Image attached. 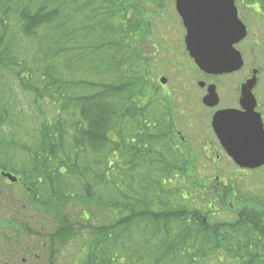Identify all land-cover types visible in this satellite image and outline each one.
<instances>
[{
    "label": "trees",
    "instance_id": "16d2710c",
    "mask_svg": "<svg viewBox=\"0 0 264 264\" xmlns=\"http://www.w3.org/2000/svg\"><path fill=\"white\" fill-rule=\"evenodd\" d=\"M137 3L0 0V172L21 180L9 246L36 233L29 206L50 224L48 264L69 244L73 262L87 247L77 264H264L263 198L233 210L227 193L237 216L214 218L217 195L204 213L176 177L169 109L133 46Z\"/></svg>",
    "mask_w": 264,
    "mask_h": 264
},
{
    "label": "rangeland",
    "instance_id": "374dc122",
    "mask_svg": "<svg viewBox=\"0 0 264 264\" xmlns=\"http://www.w3.org/2000/svg\"><path fill=\"white\" fill-rule=\"evenodd\" d=\"M128 4L131 5L129 2ZM137 5L142 11L137 17L141 35H135L133 37V46L142 60V63L138 62V64L142 65L143 69H147L146 79L150 92L154 97L160 99L166 108L169 109V126L174 131V141L171 144L181 149L182 154L179 156L180 167L177 170L179 173L176 177H185L184 186L190 190L193 189L194 197L196 198L194 200L196 202L195 205L201 209L203 208L204 213H207L205 205H207L206 201H208V196L214 193L217 195L215 199L212 196L210 197L212 199V205L214 204L217 207V211L213 217L223 220L235 219L237 216L236 213L231 212L228 208L222 209L220 207L223 203V197L225 194L231 193L230 196L227 195L228 200L226 202L227 206L232 205L230 209L233 210L239 207L240 198L256 195L264 199V175H258V177H213L218 171L213 166L209 165L204 167L202 165L201 162L205 161L200 160V155L202 154L199 147L200 143L198 144L200 137L196 135L197 133L199 134L200 130L201 135H203V129H206L201 124L203 122V115L200 114V111L191 110L188 123L185 118L186 116H184V112L186 114V108L183 105L184 97L189 93L188 90L190 93H193L192 91L195 89V87L194 89L193 87L187 89L188 87L185 88L184 85L187 84L188 86L191 82L193 83L198 73L195 71V65L184 48L181 19L175 8V0H139ZM133 11L135 9L131 10L129 6L128 16ZM162 78L167 79L166 84L162 83ZM148 99L149 94L144 101ZM182 128L185 129V134L187 133L185 135L187 137L186 141L182 140L179 135V131ZM158 171H160V167ZM228 171L229 168L226 172ZM174 174H165V177H174ZM200 175L204 176L200 177ZM207 175L211 177H205ZM199 185H201L200 187H205L207 191L200 192ZM0 187L2 190L20 194L19 190L21 188L18 184L8 185L0 182ZM11 208L14 209L12 205ZM40 216L42 215L35 212L29 206L25 211H21L20 217L23 218L22 220L28 224L31 230L36 231V233L28 234L26 230H21L18 237H13V247L11 248L16 252L20 248H28V245L31 248L35 246L38 254L35 264H48L50 251L47 247L43 249L46 242L40 237L50 231V224L47 219L42 221ZM0 247L7 248L8 244L6 245V243L3 244V242H0ZM75 250H77L76 244H69L68 247L61 248L57 254L55 264H74L83 255L82 258H85L87 247L83 249L79 257L77 256L78 260L76 259L73 262L70 256ZM17 256L20 261L15 264H21L23 258L26 259L25 264H33L28 255L21 256V252H19ZM10 260L12 261L11 257L6 259L7 262H10Z\"/></svg>",
    "mask_w": 264,
    "mask_h": 264
},
{
    "label": "flooded vegetation",
    "instance_id": "af4514ba",
    "mask_svg": "<svg viewBox=\"0 0 264 264\" xmlns=\"http://www.w3.org/2000/svg\"><path fill=\"white\" fill-rule=\"evenodd\" d=\"M234 4L245 34L230 44L241 55L243 62L239 69L232 72L209 74L199 69L191 59L198 75L195 83L184 85L187 89L195 87L193 93L188 90L189 93L184 97V116L188 122L191 110L200 111L203 115L201 124L206 129H203V135L200 130L196 136L200 137V160L205 161L201 162L202 165L213 166L218 171L213 177H258L264 175V163L255 167L243 165L257 164V161L252 160L254 158L248 157L247 152L257 150L263 144L260 135L264 134V0H234ZM180 19L184 48L189 55L185 43L187 29L181 17ZM216 25L218 35L229 37L228 33L233 31V26L225 18L220 24L216 21ZM210 89L216 95V101L212 105L204 102ZM220 113L223 114L216 122L215 118ZM184 130L180 129L179 135L186 141L187 133ZM228 168L229 171L226 172ZM0 182L20 185L21 180L18 178L12 183L8 178L1 177ZM11 204V192L0 187V242L8 244L7 248L0 247V264H15L18 261L16 252L9 246L11 219L17 213L11 208ZM19 252L21 256L25 255L26 249L20 248ZM10 257L12 261L7 262L6 259ZM22 261L23 264L26 263V259L23 258Z\"/></svg>",
    "mask_w": 264,
    "mask_h": 264
},
{
    "label": "water",
    "instance_id": "95a60500",
    "mask_svg": "<svg viewBox=\"0 0 264 264\" xmlns=\"http://www.w3.org/2000/svg\"><path fill=\"white\" fill-rule=\"evenodd\" d=\"M176 9L187 29L186 48L199 69L209 74H219L240 68L242 57L231 44L245 32L239 24L234 0H176ZM223 18L233 26V31L228 33L229 37L216 34V21L220 24ZM161 81L163 84L167 83L166 78H162ZM215 101L216 95L210 89L204 102L212 105ZM222 114H217L216 122ZM260 138L263 141L262 147L247 152L248 157L254 158L252 160L257 161V164L243 166L255 167L264 163V134H261ZM3 174L10 181H17V177L12 173Z\"/></svg>",
    "mask_w": 264,
    "mask_h": 264
}]
</instances>
